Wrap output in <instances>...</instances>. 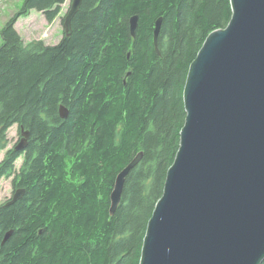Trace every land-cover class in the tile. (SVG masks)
<instances>
[{
    "label": "trees",
    "instance_id": "obj_1",
    "mask_svg": "<svg viewBox=\"0 0 264 264\" xmlns=\"http://www.w3.org/2000/svg\"><path fill=\"white\" fill-rule=\"evenodd\" d=\"M67 1L23 0L1 30L0 151L14 126L31 136L0 163V184L14 175L25 190L0 206V264H141L180 148L190 67L209 35L230 23L231 1L83 0L71 36L27 44L18 21L36 11L53 24ZM140 152L111 216L115 180Z\"/></svg>",
    "mask_w": 264,
    "mask_h": 264
},
{
    "label": "water",
    "instance_id": "obj_2",
    "mask_svg": "<svg viewBox=\"0 0 264 264\" xmlns=\"http://www.w3.org/2000/svg\"><path fill=\"white\" fill-rule=\"evenodd\" d=\"M230 1V23L209 35L190 67L180 148L149 221L141 264L264 262V0ZM82 5L83 0H72L63 25L66 36L72 35ZM138 24L139 17H131L132 37ZM161 26L159 19L158 55ZM59 112L68 118L66 107ZM30 136L22 128L15 151H24ZM143 158L138 153L117 176L111 216L127 177ZM24 194L19 189L7 206Z\"/></svg>",
    "mask_w": 264,
    "mask_h": 264
},
{
    "label": "rangeland",
    "instance_id": "obj_3",
    "mask_svg": "<svg viewBox=\"0 0 264 264\" xmlns=\"http://www.w3.org/2000/svg\"><path fill=\"white\" fill-rule=\"evenodd\" d=\"M23 4V0H0V45L2 44L1 30L6 22L16 13ZM72 0H68L63 6L62 15L53 23L48 24L43 14L32 12L28 18H21L16 24V28L28 44L33 41L43 40L46 44H58L64 35L63 17H66L71 8ZM9 144L6 150L0 151V163L4 159L7 151L14 148L19 142L20 134L18 126H14L8 132ZM22 159L16 163V169L20 168ZM10 180L4 179L0 184V201L5 202L11 195Z\"/></svg>",
    "mask_w": 264,
    "mask_h": 264
},
{
    "label": "flooded vegetation",
    "instance_id": "obj_4",
    "mask_svg": "<svg viewBox=\"0 0 264 264\" xmlns=\"http://www.w3.org/2000/svg\"><path fill=\"white\" fill-rule=\"evenodd\" d=\"M19 140H21V138L19 139ZM29 143H30V140H29ZM6 155H4V157H5ZM19 159H22V163H23V160H24V158L22 157V155H20V158ZM18 159V160H19ZM17 160V161H18ZM22 163H21V165H20V168H21V166H22ZM19 168V169H20ZM4 180V179H3ZM6 180V179H5ZM8 180H10V187H11V195H10V197L8 198V200L7 201H5V202H1L0 201V206H2L3 204H6V203H9V202H11L12 201V199H13V197H14V195H15V193L19 190V189H21V188H19V187H15V176L13 175L12 177H10V178H8ZM22 190H24V189H22ZM25 191V190H24ZM24 196H25V194H24Z\"/></svg>",
    "mask_w": 264,
    "mask_h": 264
}]
</instances>
